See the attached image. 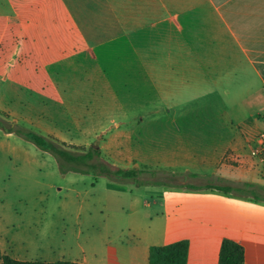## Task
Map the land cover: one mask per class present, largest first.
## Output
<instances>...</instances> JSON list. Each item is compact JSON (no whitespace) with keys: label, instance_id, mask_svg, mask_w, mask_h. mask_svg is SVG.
<instances>
[{"label":"crops","instance_id":"1","mask_svg":"<svg viewBox=\"0 0 264 264\" xmlns=\"http://www.w3.org/2000/svg\"><path fill=\"white\" fill-rule=\"evenodd\" d=\"M0 3L8 6L6 13H0L3 33L23 36L33 52V59L19 66L22 77L15 76L10 87L16 93L4 106L19 116L36 117L39 131L65 132V122L78 131L74 114L65 113L62 88L49 85L45 70L59 64L64 55L101 54L105 68L118 70L119 100L133 102L128 112L121 106L118 132L129 131L126 121L133 118L150 125L168 121L169 132L214 134L205 141L176 142L170 148L180 149L184 159L168 158L159 164L167 171H189L193 178L218 180L205 186L190 183L199 189L173 184L162 198L170 195L171 201L190 202L194 196L189 192L194 191L219 199L202 207H185L189 227L178 239L160 246L186 240L187 264H219L222 243L230 239L244 247V264H264V181L256 160L251 154L248 158L245 150L264 131V0ZM231 161L242 163L240 172ZM210 186L231 190L222 193ZM151 247L126 255V263L149 264ZM117 252L113 249L105 263L121 264Z\"/></svg>","mask_w":264,"mask_h":264},{"label":"rangeland","instance_id":"2","mask_svg":"<svg viewBox=\"0 0 264 264\" xmlns=\"http://www.w3.org/2000/svg\"><path fill=\"white\" fill-rule=\"evenodd\" d=\"M7 8L0 3V13H6ZM3 28L4 22L0 21V100L4 107L0 115L59 142L75 154L98 146L102 159L78 171L67 167L63 173L61 167L65 166H60L53 154L0 129V264L6 255L21 261L107 264L104 259L113 249H118V261L127 264L126 255L181 237L182 230L190 225L185 207H202L219 200L190 191L189 195L194 196L190 202L171 201L174 197L170 195L166 197L170 200L164 202L166 198L161 195L171 186L218 183L212 177L193 178L189 171L172 172L159 165L168 158L174 162L184 159L180 149L170 148L176 142L205 141L213 139L214 134L169 132L168 121L150 125L146 121L139 124L133 118L126 121L129 131L118 132L120 108L125 106L128 112L133 102L119 100L118 70L105 68L101 54L64 55L59 64L45 70L49 85L62 88L65 113L74 114L73 119L80 123L78 131L67 122L62 125L65 132L39 131L41 124L36 117L23 113L19 116L9 105L4 106L16 93L10 86L17 73L22 77L19 66L33 59V52L23 36H11L8 31L4 34ZM29 71H24L26 77ZM87 128L103 130L93 133L86 132ZM245 150L249 158L250 148ZM231 163L241 171L240 161ZM255 167L264 181L258 164ZM119 170H135L138 175L132 180L116 177ZM165 229L167 234L163 235Z\"/></svg>","mask_w":264,"mask_h":264},{"label":"trees","instance_id":"3","mask_svg":"<svg viewBox=\"0 0 264 264\" xmlns=\"http://www.w3.org/2000/svg\"><path fill=\"white\" fill-rule=\"evenodd\" d=\"M0 129L6 134H14L32 142L38 149L54 155L59 161L61 171L71 168L72 170H81V166H87L95 159H102V153L98 146L90 148L86 153L75 154L63 148L59 142L43 136L37 132L28 130L14 121H10L0 115ZM84 173H88L85 171ZM116 177L135 179L138 172L135 170H119L116 171ZM144 185V184H142ZM249 185L247 187H251ZM190 188L199 189L196 186H189ZM215 188L222 192H229L230 187L215 186ZM189 256V242L186 240L172 243L166 246H153L149 252V264H187ZM245 262V249L240 244L233 240L225 239L221 246L219 255V264H244ZM2 264H83L80 262L71 261H57V262H44V261H21L14 259L8 255L3 256Z\"/></svg>","mask_w":264,"mask_h":264},{"label":"built area","instance_id":"4","mask_svg":"<svg viewBox=\"0 0 264 264\" xmlns=\"http://www.w3.org/2000/svg\"><path fill=\"white\" fill-rule=\"evenodd\" d=\"M250 154L260 167L261 176L264 178V131L260 134L255 144L250 147Z\"/></svg>","mask_w":264,"mask_h":264}]
</instances>
